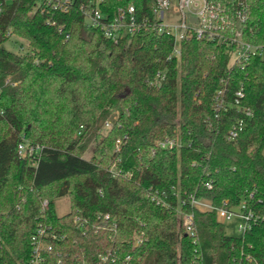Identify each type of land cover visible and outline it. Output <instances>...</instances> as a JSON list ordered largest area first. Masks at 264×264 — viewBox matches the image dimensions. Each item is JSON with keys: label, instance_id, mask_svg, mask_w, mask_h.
<instances>
[{"label": "trees", "instance_id": "obj_1", "mask_svg": "<svg viewBox=\"0 0 264 264\" xmlns=\"http://www.w3.org/2000/svg\"><path fill=\"white\" fill-rule=\"evenodd\" d=\"M154 1L108 0V9L131 3L147 14ZM211 1L234 8L238 0ZM0 2V264H31L41 226L57 236L45 239L53 251L43 264H264V61L230 68L225 45L192 39L181 44L180 60L169 62L170 36L112 41L76 11ZM243 3V38L262 44L264 0ZM12 35L28 43V53L4 47ZM165 69L160 87L146 83ZM241 85L242 109L216 118L217 92L230 99ZM238 122L239 136L228 141ZM167 136L187 145L158 148ZM91 140L98 156L87 160ZM23 141L41 147L38 159L19 155ZM118 159L130 177L110 173ZM172 188L182 199L235 209L244 203L256 221L244 235L229 236L216 213L187 203L195 242L182 232ZM154 192L160 204L149 198ZM65 195L71 210L60 217L55 202ZM43 200L49 207L41 215ZM76 216L86 221L84 232Z\"/></svg>", "mask_w": 264, "mask_h": 264}, {"label": "built area", "instance_id": "obj_2", "mask_svg": "<svg viewBox=\"0 0 264 264\" xmlns=\"http://www.w3.org/2000/svg\"><path fill=\"white\" fill-rule=\"evenodd\" d=\"M173 6L172 12L178 16V23L170 24L165 21L167 11ZM36 7L46 8L61 13L71 11L78 12L84 19L89 28L99 29L104 36L112 41H119L135 35H167L172 37L174 43L171 53L168 55V61L181 58V44L185 41L207 40L216 41L228 48L230 55L229 67L244 66L252 58H259L264 61V43L251 44L243 38V24L246 19V12L243 0H238L236 7L229 8L214 3L211 0H155L150 8V13L140 14L136 7L131 4H124L116 9H108V0H36ZM109 10V13L104 12ZM2 13V3L0 2V15ZM68 38V36H67ZM167 70H160L150 78L146 83L152 87H160L166 80ZM245 98L244 86L235 92L232 98L228 99L225 90L221 89L215 97V117L230 108L242 109V101ZM246 117H251V109H243ZM0 114L2 112L0 111ZM106 126L110 128V123ZM242 130V122L234 124L227 134L228 141H235ZM120 143L117 141L116 152H120ZM187 144L179 138L165 137L157 143V147L165 150H180ZM40 146L31 145L23 141L19 145V155L22 158L38 159ZM118 159L110 169L113 176L124 175L130 177V174L122 173L118 168ZM35 164V163H33ZM208 189L212 188L211 183H206ZM173 194L179 201L177 214L182 232L192 237L196 242L197 228L193 213H187L183 206L187 203L194 209L202 212H214L217 217L224 221L238 219L237 230L239 235H244L250 230L256 217L245 210V204L242 203L238 208H227L226 204L216 206L206 199H199L195 196L182 199L180 191L172 188ZM157 192L150 193L148 196L157 204L161 202L157 198ZM166 205V204H164ZM49 207V201L41 202L40 213L44 215ZM109 218L108 215L105 216ZM74 223L77 227L85 231L86 221L76 216ZM49 227H40L32 239V261L31 264H43L45 255L53 251L51 244L45 239H57V236L50 231ZM141 237H135V245L141 243ZM130 257H126L129 261Z\"/></svg>", "mask_w": 264, "mask_h": 264}, {"label": "rangeland", "instance_id": "obj_3", "mask_svg": "<svg viewBox=\"0 0 264 264\" xmlns=\"http://www.w3.org/2000/svg\"><path fill=\"white\" fill-rule=\"evenodd\" d=\"M173 6L167 11L166 16H165V21L170 23V24H176L178 23V16L172 12ZM4 47L16 54L19 55H24L29 52L28 49V43L17 37L12 35L7 43H5ZM110 128L106 126V123L101 126L100 134L101 135H107L108 131ZM97 144L94 140H91L90 143H88V147L86 151L83 154V157L87 160H90L93 156H98V153L96 151ZM116 149V145H115ZM55 210L58 216H65L67 215L70 210V199L68 195H65L59 199L56 200L55 202ZM219 219V218H218ZM238 219L234 218L232 221H224L225 224V232L229 236H238L239 232L237 230V225H238Z\"/></svg>", "mask_w": 264, "mask_h": 264}, {"label": "crops", "instance_id": "obj_4", "mask_svg": "<svg viewBox=\"0 0 264 264\" xmlns=\"http://www.w3.org/2000/svg\"><path fill=\"white\" fill-rule=\"evenodd\" d=\"M220 220V219H219ZM221 222H223L222 220H220ZM224 223V222H223Z\"/></svg>", "mask_w": 264, "mask_h": 264}]
</instances>
